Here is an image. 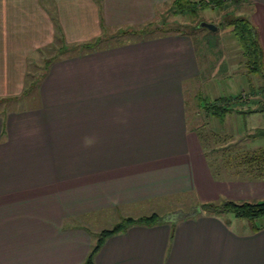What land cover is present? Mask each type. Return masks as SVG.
I'll use <instances>...</instances> for the list:
<instances>
[{
  "label": "crops",
  "instance_id": "obj_1",
  "mask_svg": "<svg viewBox=\"0 0 264 264\" xmlns=\"http://www.w3.org/2000/svg\"><path fill=\"white\" fill-rule=\"evenodd\" d=\"M172 2L0 0V102L23 95L30 57L54 41L147 25ZM240 2L264 23V0ZM198 77L177 34L52 63L21 98L34 93L33 105L0 113V264H84L96 213L188 195L195 206L264 200V178L213 177L186 119L184 86ZM185 216L108 237L93 264H264V226L238 234Z\"/></svg>",
  "mask_w": 264,
  "mask_h": 264
},
{
  "label": "rangeland",
  "instance_id": "obj_2",
  "mask_svg": "<svg viewBox=\"0 0 264 264\" xmlns=\"http://www.w3.org/2000/svg\"><path fill=\"white\" fill-rule=\"evenodd\" d=\"M203 1L206 0H192L191 3L196 7L193 16L188 11H177L173 4L161 7L154 23L144 27L143 33L145 35L143 37L145 38L143 39H141L139 31L145 25L104 31L98 37L99 42L94 44V48L90 50H86V48L77 49V46L82 47V43L68 45L62 41H54L30 57L26 69L28 75L26 81H34V86L38 85L43 78L42 75L46 74L51 64L64 58L69 59L85 54L106 52L135 42H143L146 38L149 40L150 37H154L153 35L172 36L173 34L168 31H182L191 39L199 72L197 79L189 81L184 86V105L188 129L190 132H195L204 149L208 164L212 165L213 171L223 175L221 179L226 178L232 181L247 179L245 176L242 179L230 177L229 173H235L236 168L227 170L222 164L224 162L236 164L237 161H241L244 156H248L252 152H261L264 155V137L253 136L258 130L264 129V113L251 116L234 114L233 112L229 115L226 114L220 120L208 116L202 106L205 103L210 104L217 98H237L240 94L242 99H248V107L252 108L251 101H255V99L259 100L260 105L262 102L264 103V77L244 68V60L241 57L237 42L229 31L230 27L226 24L231 17L242 16L247 19L258 37V33L264 29V23L261 22V25L258 24V26L253 20L251 22L248 5L245 6L246 4H241V2L239 5H235L229 4L226 0H220L221 3L216 2V7L213 9H197V6ZM199 23L214 25L216 30L212 32L205 28L198 27L199 29H197L196 24L199 26ZM64 46L67 48V52L64 51ZM71 46L76 47L72 50ZM260 46L263 47L264 53L262 42H260ZM55 56L58 57L51 60ZM261 61L264 63V56ZM251 94L256 95L255 98L250 97ZM22 97L25 96L6 100L5 105L3 104L4 101L0 102V113L7 109L16 111L18 108H27L37 101L34 98L36 97L34 93L28 95L27 98L21 99ZM237 108L238 111L246 110L245 105ZM241 170L245 172V169L242 168ZM254 176L256 177V175ZM254 176L248 175L247 180L255 178ZM195 205L196 201L193 195L165 198L164 200L113 210V212L110 210L88 215L85 225L90 227L92 236L95 238L100 231L111 229L120 220L127 217L136 219L155 213L162 220H165L178 214L184 216V214L194 213L195 209H198V212H204ZM218 217L227 228L238 234L249 233L252 226L258 228L264 226V216L258 217L253 223L244 219H235L230 213L218 214ZM85 221L82 220L81 223ZM77 224H80L79 220Z\"/></svg>",
  "mask_w": 264,
  "mask_h": 264
},
{
  "label": "trees",
  "instance_id": "obj_3",
  "mask_svg": "<svg viewBox=\"0 0 264 264\" xmlns=\"http://www.w3.org/2000/svg\"><path fill=\"white\" fill-rule=\"evenodd\" d=\"M229 4H235L239 5L240 0H226ZM216 2L221 3L220 0H206L203 1L197 6V9L204 10V9H213L216 7ZM172 4L176 7L177 11L184 12L188 11L190 15L193 16V14L196 12V7L191 2H188L186 0H173ZM154 22H151L141 28L139 31L141 39L145 38L143 37L145 34L144 27L151 26ZM227 26L230 27L229 31L231 35L234 37L235 41L237 42V45L240 50V54L242 59L244 60V68L247 69L249 72L258 73L261 75V77H264V68L261 62V51L258 45V42L256 40L255 31L251 27V25L248 23L247 19L243 18L242 16H233L229 21H227ZM225 24V25H226ZM197 29L198 26L196 24ZM172 34H179V35H186V33L178 30L168 31ZM154 37H150L149 39H153L156 37H161V35H153ZM189 36V35H186ZM147 39V38H146ZM144 39V40H146ZM99 42V39L96 38L92 42L82 43L81 46L78 48H86V50H90L94 48V44ZM72 50L75 49L76 46H71ZM64 51L67 52V48L64 46ZM58 56H55L53 59H56ZM44 75H42L43 77ZM29 87L24 91L23 95H27L31 90V87L34 86V81H31ZM256 95H252L250 97L255 98ZM247 99V98H246ZM241 100V102H239ZM240 103V104H239ZM252 108L248 107V99H242L241 94L237 96V98H217L210 104L205 103L202 107L204 112L211 117L223 119L224 116L227 114H231L234 112V114H254V113H264V103L260 105L259 100L251 101ZM245 105L246 110L245 111H238L237 107ZM257 106V107H254ZM255 137H264V129L258 130L256 133H254ZM250 138V136H248ZM259 153V154H258ZM258 153H249L248 156H244L241 161H237L236 164H232L231 162H224L222 166H224L227 170H232L236 168L237 171L235 173H232L230 177L232 178H247L248 175H256L253 179H260L264 175V155L261 152ZM245 169V172L241 169ZM210 169H212V165L210 164ZM213 171V169L211 170ZM244 173V174H242ZM212 175L214 178L220 179L223 177V175H220L219 172L213 171ZM228 175V176H229ZM245 176V177H244ZM229 178V177H227ZM244 180V179H243ZM198 208L202 209L206 214L213 215L218 217V214L222 213H230L235 219H244L251 223L258 217L264 216V200L254 203L249 202H242V203H235L232 201H222L219 204H201L198 205ZM186 214H178L173 217V219L169 220V223H174L175 219H184L186 218ZM167 223L166 219L162 220L158 215L155 213H152L149 216H141L136 219L127 217L120 220L116 225H114L109 230H102L100 231L94 238V243L92 247L90 248V251L84 261V264H93L94 256L99 251L100 247L104 243L105 239L108 237L123 233L128 229L129 227L133 226H142V227H152L156 226L162 223ZM171 226V225H170ZM253 232H256L259 230L256 226H252L251 229Z\"/></svg>",
  "mask_w": 264,
  "mask_h": 264
},
{
  "label": "water",
  "instance_id": "obj_4",
  "mask_svg": "<svg viewBox=\"0 0 264 264\" xmlns=\"http://www.w3.org/2000/svg\"><path fill=\"white\" fill-rule=\"evenodd\" d=\"M199 28H205V29H207V30H209V31H215L216 30V28L213 26V25H210V24H206V23H199V26H198ZM194 211V210H193ZM194 212H198V209H195V211Z\"/></svg>",
  "mask_w": 264,
  "mask_h": 264
}]
</instances>
